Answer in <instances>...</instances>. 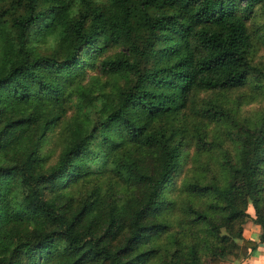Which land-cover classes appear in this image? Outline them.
I'll use <instances>...</instances> for the list:
<instances>
[{"label": "trees", "instance_id": "obj_1", "mask_svg": "<svg viewBox=\"0 0 264 264\" xmlns=\"http://www.w3.org/2000/svg\"><path fill=\"white\" fill-rule=\"evenodd\" d=\"M258 48L264 0H0V264H231L264 243V102L228 96L264 101Z\"/></svg>", "mask_w": 264, "mask_h": 264}, {"label": "rangeland", "instance_id": "obj_2", "mask_svg": "<svg viewBox=\"0 0 264 264\" xmlns=\"http://www.w3.org/2000/svg\"><path fill=\"white\" fill-rule=\"evenodd\" d=\"M262 15L261 12L256 13V17L253 21L254 24H257L261 21ZM109 52V51H108ZM252 63L259 68L260 71L264 72V49L263 48H258V50L254 53L253 59H252ZM96 76V72L94 69H90L87 72V77H95ZM252 89L251 86H244L242 88L233 90L229 93V97L232 100H235L236 97H238V107H239V112L242 116H246V117H252L253 114H255L256 111L259 110L260 105L262 102H264L263 100L260 101L259 99H254L253 98V94H252ZM205 94H201L199 97H205ZM197 120V119H196ZM193 120L192 123H196L199 124L198 120ZM189 129H191V127L193 125L189 124ZM208 131L210 132L209 137L207 136V141H209L211 139V136L215 133V135L218 137V139H220L221 143H222V147L227 148L230 144H229V140H227V138H225L224 136V131L222 128L216 129V127H214L213 125H209L208 126ZM193 140L189 143V148H188V153L191 156L193 154ZM55 157V156H54ZM54 157L52 158V160L54 159ZM186 167H190V163H187L186 166L184 167V169ZM187 169V168H186ZM187 173L184 171L181 176L176 180V183L179 184V181L181 180V178L183 176H185ZM76 191V190H75ZM247 211L248 213L251 215V213H253V210L251 208L250 205H248L247 207ZM244 230H248L250 231L251 228L253 227V223L251 221H247L244 226H243Z\"/></svg>", "mask_w": 264, "mask_h": 264}, {"label": "crops", "instance_id": "obj_3", "mask_svg": "<svg viewBox=\"0 0 264 264\" xmlns=\"http://www.w3.org/2000/svg\"><path fill=\"white\" fill-rule=\"evenodd\" d=\"M259 234L258 226L253 224L250 231H242V236L244 239H251L257 241V236ZM231 264H264V243H257L256 247L249 252L246 257L239 259H230Z\"/></svg>", "mask_w": 264, "mask_h": 264}]
</instances>
